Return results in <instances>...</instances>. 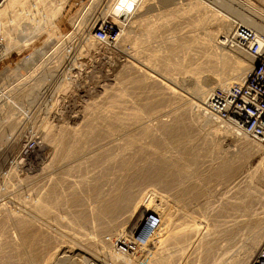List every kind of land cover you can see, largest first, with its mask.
<instances>
[{
    "label": "rangeland",
    "instance_id": "obj_1",
    "mask_svg": "<svg viewBox=\"0 0 264 264\" xmlns=\"http://www.w3.org/2000/svg\"><path fill=\"white\" fill-rule=\"evenodd\" d=\"M92 1L22 0L21 7L12 8L8 16L6 13L0 18V105L3 104L0 138L7 128V142L0 148V162L4 163L5 158V165L0 169V209L6 216V231L16 240L21 242L17 225L25 220L40 226L47 234L41 245L45 246L43 250L47 246L54 253L58 250L52 262L29 260L25 264H156L183 250L184 256L176 257L174 264H264V164L253 171L260 160L257 147L253 146L257 142L252 140L253 144L246 146L249 155L238 157L240 141L232 139L233 134L214 132L218 124L198 111L200 102L194 99L195 87L199 85V73L196 75L195 71L215 55L211 48H204L201 39L207 37L209 29L219 30L221 34L224 31L218 25L223 16L216 13V8L230 17L245 10L238 0H149L136 14L135 26L129 24V39L118 43V51L107 52L101 47L105 43L94 36V31L113 0ZM244 1L257 8L262 13L259 17L264 19V0ZM4 2L0 0V8ZM22 7L28 10L25 12ZM257 22L263 23L261 19ZM9 32L11 35L7 38ZM137 37L143 40L139 46L133 44ZM94 39L100 44L97 55L90 51ZM224 48L231 57L227 56V61L215 57L219 60L212 61L217 62L216 72L206 78L210 85L229 75L233 58L248 61L241 51ZM152 53L163 56L166 62L171 59L179 66L167 71L163 62L152 58ZM110 55L112 62H109ZM203 59H207L205 63ZM24 60L27 63L22 65ZM203 72L201 75L206 77L210 71ZM70 74L76 79L72 80ZM65 81L69 82L68 92L61 89ZM11 125L17 127L15 132L9 130ZM113 127L116 132L105 133ZM47 129L54 135L66 129L70 143L67 141L66 147L55 148L46 137ZM38 141L43 145L42 151L38 149ZM76 144L78 153L71 155L70 149ZM22 145L32 148L33 152L19 157ZM123 149L129 150L123 152L129 162L125 158V165L120 161L101 172L106 167L104 160ZM132 160L136 167L161 164L160 170L153 168L158 181L149 184L153 189L120 194L114 191L115 184L127 180L126 168ZM223 160L233 165L230 175L216 171ZM178 170L184 172L179 174ZM99 172L105 179L103 192L88 189L82 183L86 176ZM31 193L35 196L29 200ZM59 197L63 198V205L60 203L57 208L60 206L62 212L53 207V203H59ZM111 200L120 205L119 215L108 222L98 220V210L104 207L105 201L111 203ZM56 211L69 213L66 217L70 220L61 214L65 218L59 221L60 212ZM73 216H83L81 223L85 226L80 220H73ZM136 234L142 240L147 237L146 241L131 251V259L122 262L120 259L125 253L115 245L122 238L128 240ZM33 248L40 256L43 254L35 245ZM23 250L26 258L29 248L23 247Z\"/></svg>",
    "mask_w": 264,
    "mask_h": 264
},
{
    "label": "bare ground",
    "instance_id": "obj_2",
    "mask_svg": "<svg viewBox=\"0 0 264 264\" xmlns=\"http://www.w3.org/2000/svg\"><path fill=\"white\" fill-rule=\"evenodd\" d=\"M32 1V0H31ZM94 1V0H93ZM92 1V2H93ZM149 0H113V2H112V4L109 6V8H108V11L104 14V16L102 17V19L99 21V23L97 24V26L98 25H102V23H104V22H109V24L110 25H113L114 27L116 26L117 27V29H118V33H117V35H116V38L115 39H113V40H111V41H101V40H99L100 42H102V43H105V45L104 44H102L101 45V47L104 49V51H109V50H112V51H118V49H117V46H118V43L121 41H126L127 39H129V34H128V31H127V29H128V27H129V24H131L132 26H135V24H136V22L137 21H134V19H135V17H136V14L138 13V11L148 2ZM231 1V0H230ZM239 1V3H240V5L242 6V8H243V10H245V11H242L243 13H240L239 15H237V16H232L231 15V17L229 16V15H226V14H222L220 11L221 10H218L217 8H216V13H218L219 14V16L221 15V16H223L222 18H221V20L220 21H218L219 22V24H218V22H217V24L218 25H221L220 27H221V31L222 30H224V31H222V35H221V32L218 30V31H216L215 29H209V30H207L208 32H207V37L206 38H203V39H201L202 40V44L204 45V48H211V50H213L214 52V57L211 55L212 54V52H211V50L209 51V52H211V58H210V60L212 59V58H214L213 60H216L217 61V59H215V57L216 58H223V60L224 61H227V59H228V57L230 56L227 52L229 51H227V52H225V51H223L225 48L224 47H228V49H231V50H233V51H241L242 53H244L245 55H246V59L248 60V61H246V60H243V59H240V58H233L234 60L231 62L232 63V66H231V70H230V73L228 72V76L227 77H223V80L221 79H217L215 82L213 81L212 83V85H210L211 83H210V81H207V77L209 78V77H212L211 75L214 73V71H215V68H216V64H217V62L219 61H217V62H215V63H212V61H206L207 63H206V65H203V66H200L199 65V67H200V69L198 70L197 69V71H195V74H196V72H198L199 73V76L197 77V80H198V82H197V85H198V87L196 86L195 87V95H194V99H198V101L200 102V103H198V108H199V110L198 111H201L202 113H204V116L209 120V121H214L215 123H217L218 125H217V127L216 128H214V132H216L217 134H219L221 131H223L224 133H229V134H233L234 135V138H232V139H235L236 141H240V153H239V155H237L238 157L239 156H241V157H243V156H246V155H249V153H248V148L246 147L248 144H253V142H251L252 140L253 141H256L257 143H255L253 146L255 147V145H256V152L258 153V154H260L259 156V158H260V160H258L256 163V166H254V169H253V171L254 172H256V171H258L259 170V168H261V166L264 164V144L263 143H261L260 142V140L259 139H257V138H254V137H252V136H250V135H248V134H246L245 132H243L242 130H240L239 129V127H237V126H235L233 123H230V122H220V121H218L215 117H213L206 109H205V105H204V100H205V98H206V96L208 95V93H209V91H210V88L211 87H213L214 85H229V84H233V83H235V82H237L238 80H240L241 78H243L250 70H251V68L253 67V65H254V59H253V57L252 56H250L249 54H247L246 52H244V50H242V49H240L237 45L238 44H240V41L239 42H237L236 44L234 43L235 42V40L233 39V38H231V36L232 35H236V32H238L237 30V27H241V26H246V27H248V28H250V27H252V28H256L257 29V31L256 30H254L259 36H261L262 37V39H260V41L261 42H263L264 43V19H262L261 17H259V15H261L262 13L257 9V8H255L254 6H252L251 4H249V3H247V2H245L244 0H238ZM25 2V1H24ZM37 2V1H36ZM35 2V3H36ZM197 2V1H196ZM149 3V2H148ZM235 4V3H234ZM201 5V4H200ZM239 5V7L241 8V6ZM16 6H22V0H5V2L2 4V6H1V8H0V18H3V17H5V14L7 13V16L9 15V12L11 13V11H12V8H14V7H16ZM23 6H24V3H23ZM26 6V5H25ZM38 6V5H37ZM202 6V5H201ZM179 7V6H178ZM17 8H19V7H17ZM17 8H15V9H17ZM176 8V7H175ZM180 8V7H179ZM190 8V7H189ZM202 8V7H201ZM15 9H13V10H15ZM25 9H27V8H24V7H22V9L21 10H24L25 11ZM174 9V8H173ZM178 9V8H177ZM197 9V8H196ZM11 10V11H10ZM28 10V9H27ZM31 10V9H30ZM170 10H172V9H170ZM176 10V9H175ZM182 10V9H181ZM174 10H172V12H173ZM185 11V10H184ZM201 11V10H200ZM26 12V11H25ZM29 12V11H28ZM181 12V11H180ZM188 12V11H187ZM195 12V11H194ZM165 13H167L166 11H165ZM178 13H179V11H178ZM215 13V14H216ZM239 13V12H238ZM21 14V13H20ZM188 14V13H187ZM229 14V13H228ZM264 14V13H263ZM27 15V14H26ZM29 15V14H28ZM168 15V14H167ZM170 15V14H169ZM168 15V16H169ZM178 15V14H177ZM163 16V15H162ZM172 16V15H171ZM180 16H182L181 14H180ZM205 16V15H204ZM30 17V16H29ZM170 17V16H169ZM174 17V16H173ZM201 17V16H200ZM27 18V17H26ZM171 18V17H170ZM176 18V17H175ZM197 18V17H196ZM163 19V18H162ZM192 19V18H191ZM257 19H261L262 20V22L263 23H258L257 22ZM8 20V19H7ZM34 20V19H33ZM146 20V19H145ZM198 20H199V18H198ZM219 20V19H218ZM139 21V20H138ZM195 21V20H194ZM140 22H141V20H140ZM198 22V21H197ZM201 22V21H200ZM199 22V23H200ZM5 23V22H4ZM162 23V22H161ZM138 24H139V22L137 23V26H138ZM171 24V23H170ZM177 24V23H176ZM192 24V23H191ZM215 24V23H214ZM45 25V24H44ZM142 25V24H141ZM140 25V26H141ZM165 25V24H164ZM150 26V25H149ZM163 26V25H162ZM200 26V25H199ZM198 26V27H199ZM143 27V26H142ZM195 27H197V26H195ZM219 27V26H218ZM234 27V28H233ZM96 28V27H95ZM154 28V27H153ZM165 28V27H164ZM192 28V27H191ZM217 28V27H216ZM233 28V29H232ZM252 28H250V29H252ZM148 29H150V28H148ZM147 30V29H146ZM152 30V29H151ZM168 30H169V28H168ZM232 30V31H231ZM253 30V29H252ZM258 30L260 31V32H258ZM10 31V30H9ZM141 31V30H140ZM183 31V30H182ZM231 31V32H230ZM191 32V31H190ZM227 32H229V33H227ZM11 32H9V33H7V38H9L8 36L9 35H11L10 34ZM152 34V33H151ZM155 34V33H154ZM191 34H193V33H191ZM131 35V34H130ZM150 35V34H149ZM178 35V34H177ZM137 36V35H136ZM161 36V35H160ZM193 36V35H192ZM216 36V37H215ZM194 37V36H193ZM197 37V36H196ZM203 37V36H202ZM25 40L28 38H26V36L25 37H23ZM186 38V37H185ZM184 38V39H185ZM200 38V37H199ZM189 39H190V37H189ZM194 39V38H193ZM229 39H231L230 40V42H229ZM28 40V39H27ZM54 40V39H53ZM146 40V39H145ZM192 40V39H191ZM218 40L220 41V42H218ZM9 41V40H8ZM7 41V42H8ZM13 41V40H12ZM133 41H134V43L133 44H136V45H138L139 46V44H141V42L143 43V40L142 39H139L138 37L137 38H134L133 39ZM156 41V40H155ZM186 41V40H185ZM1 42V41H0ZM51 42V41H50ZM172 42H173V40H172ZM192 42V41H191ZM2 43V42H1ZM9 43H11V42H9ZM13 43V42H12ZM181 44V43H180ZM99 42H97V40L96 39H94L92 42H91V44H90V47H91V50L90 51H92V53L94 54V55H97L98 54V51H97V49L99 48ZM157 45V44H156ZM186 45V44H185ZM198 45V44H197ZM221 45H223L224 47H222ZM0 46H1V44H0ZM143 46H144V44H143ZM178 46V45H177ZM7 47L9 48V46L7 45ZM65 47V46H64ZM67 47V46H66ZM89 47V48H90ZM121 48V47H120ZM1 49V48H0ZM186 49V48H185ZM157 50V49H156ZM175 50V49H174ZM181 50V49H180ZM159 51V50H158ZM110 52V51H109ZM160 52V51H159ZM8 53V52H7ZM175 53V52H174ZM173 53V54H174ZM208 53V52H207ZM236 53V52H235ZM112 54V53H111ZM183 54V53H182ZM108 55V54H107ZM112 55H114V54H112ZM151 55H153V53L151 54ZM166 55H168V54H166ZM187 55V54H186ZM204 55V54H203ZM92 56V55H91ZM162 56V55H161ZM170 56V54L168 55V57ZM228 56V57H227ZM85 57V56H84ZM94 57V56H93ZM163 57V56H162ZM162 57H160L159 55H157L156 53L152 56V58H154L155 60H159L158 62H163V65H164V67H166V69H167V71H169V68H173L174 66L175 67H177V66H179V64L178 63H176V62H173L171 59L169 60L168 59V62H166V61H163L164 60V58H162ZM182 57V56H181ZM231 57V56H230ZM87 58H88V55H87ZM171 58V57H170ZM209 58H207V59H209ZM112 56L110 55L109 56V62H112ZM207 59H205V60H207ZM204 60V59H203ZM205 60H204V62L203 63H205ZM193 61V60H192ZM88 62L90 63L91 62V59L89 60V58H88ZM119 62V61H118ZM173 62V63H172ZM200 62V61H199ZM24 63H27V61L26 60H24V61H22V65H24ZM52 63V62H51ZM61 63V62H60ZM133 63V62H132ZM191 63V62H190ZM202 63V64H203ZM225 63V62H224ZM230 63V64H231ZM200 64H201V62H200ZM201 64V65H202ZM138 65V64H137ZM133 66H135V65H133ZM139 66V65H138ZM185 66V65H184ZM220 66V65H219ZM140 67V66H139ZM186 67H187V65H186ZM197 67V66H196ZM228 67V66H227ZM179 68V67H178ZM190 69V68H189ZM133 70V69H132ZM142 70V69H141ZM203 70H208V71H210V72H208L207 73V75H206V77L205 76H203V75H201V72H203ZM124 71V70H123ZM127 71H129V69L127 70ZM187 71V70H186ZM189 71V70H188ZM141 72V71H140ZM148 72V71H147ZM216 72V71H215ZM219 72V71H218ZM225 72V71H224ZM69 73H71V72H69ZM142 73V72H141ZM149 73V72H148ZM227 73V72H226ZM203 74H205L204 72H203ZM223 74V73H222ZM71 75V74H70ZM133 75V74H132ZM136 75V74H135ZM197 75V74H196ZM220 75V74H219ZM226 75V74H225ZM72 76V75H71ZM69 77V76H68ZM78 77V76H77ZM141 77V76H140ZM218 78H220V77H218ZM70 79V78H69ZM73 79H76L75 78V76H72V80ZM147 79V78H146ZM149 79V78H148ZM135 80V79H134ZM161 80V79H160ZM209 80V79H208ZM211 80V79H210ZM140 81V80H139ZM156 81V80H155ZM137 82V81H136ZM68 83L69 82H67L66 83V81H65V86L63 87V88H61V89H63L64 91H69L70 90V88H69V85H68ZM166 83H167V81H166ZM149 84V83H148ZM159 84V83H158ZM71 86V85H70ZM158 88H159V86H158ZM157 88V89H158ZM171 89H172V87H171ZM165 91V90H164ZM174 92V91H173ZM161 93H163V92H161ZM4 95H6V94H4ZM4 97V96H3ZM187 97V96H186ZM5 98H7L6 96H5ZM7 100V99H6ZM1 102H2V98L0 97V104H1ZM57 102V101H56ZM61 104V103H60ZM193 104H197L196 102L195 103H193ZM3 105V104H2ZM2 105H0V109H1V106ZM58 105V104H57ZM204 105V106H203ZM148 106V105H147ZM146 106V107H147ZM149 108V107H148ZM151 108V107H150ZM6 110V109H5ZM0 111H2V109L0 110ZM186 111V110H185ZM12 112V111H11ZM1 113V112H0ZM103 115V114H102ZM110 115V114H109ZM139 115V114H138ZM18 117V116H17ZM134 117H136L135 115H134ZM139 117V116H138ZM185 117V116H184ZM204 117V118H205ZM61 118V117H60ZM115 118H117V117H115ZM130 118V117H129ZM183 118V117H182ZM87 119V118H86ZM90 119V118H89ZM93 119V118H92ZM126 119V118H125ZM12 120V119H11ZM66 120V119H65ZM162 120V119H161ZM77 121V120H76ZM106 121H109V120H106ZM49 122V121H48ZM124 122V121H123ZM203 122V121H202ZM56 123V122H55ZM90 123V122H89ZM107 123V122H106ZM113 123V122H112ZM214 123V124H215ZM95 124V123H94ZM116 124V123H115ZM169 124V123H168ZM47 125V124H46ZM62 126V125H61ZM16 126H13V125H11L10 127H9V130H12V131H14L15 132V130H16ZM170 128V127H169ZM184 128V127H183ZM223 128V129H222ZM59 129V128H58ZM70 129V128H69ZM72 129V128H71ZM186 129V128H185ZM81 130V129H80ZM84 130V129H83ZM101 130V129H100ZM99 130V131H100ZM122 130V129H121ZM79 131V130H78ZM94 131V130H93ZM3 132H4V136L2 137V138H0V148H1V146H2V148H3V145H2V143H4L5 141L7 142V128L6 129H4L3 130ZM92 132V131H91ZM114 132H116V130H115V128L113 127V128H108L107 130H105V133L106 134H112V133H114ZM144 132H147L148 133V131L146 130V131H144ZM75 133V132H74ZM82 133V132H81ZM85 133V132H84ZM183 133V132H182ZM2 134V132H0V135ZM58 134V133H57ZM69 134H70V132H69ZM92 134V133H91ZM95 134H96V132H95ZM101 134V133H100ZM118 134V133H117ZM228 134V135H229ZM98 135V134H97ZM243 135H246V136H243ZM71 136V135H70ZM75 136V135H74ZM73 136V137H74ZM161 136V135H160ZM16 137V136H15ZM20 137V136H19ZM46 137H47V139L50 141L49 143H51V144H54V146H55V148H57V146H60V147H63V146H65L66 147V142L68 141V138H70V137H68L67 136V134H66V129H63L62 130V133L61 134H58V135H54V134H52L51 133V130L50 129H47V131H46ZM79 137V136H78ZM110 137V136H109ZM159 137V136H158ZM162 137V136H161ZM247 137H249V138H247ZM105 138V137H104ZM150 138V137H149ZM151 139V138H150ZM69 140H72V139H69ZM74 140H75V138H74ZM94 140V139H93ZM161 140V139H160ZM73 141V140H72ZM78 141L79 140H77V143H78ZM158 141V140H157ZM173 141V140H172ZM69 142V141H68ZM85 142V141H84ZM102 142V141H101ZM155 142V141H154ZM21 143V142H20ZM19 143V144H20ZM70 143V142H69ZM157 143V142H156ZM38 149L39 150H41V148H43V145H42V143L40 142V141H38ZM48 144V143H47ZM51 144H50V146H51ZM83 144V143H82ZM148 144V143H147ZM163 144V143H162ZM71 145H73L72 143L70 144V146ZM116 145V144H115ZM135 145V144H134ZM216 145V144H215ZM53 146V145H52ZM75 146V145H74ZM77 146H78V144H76V147L75 148H72V149H70V152H71V155L74 153V152H77L78 150L76 149L77 148ZM83 146V145H82ZM128 146V145H127ZM142 146V145H141ZM252 146V147H253ZM32 147V146H31ZM37 147V146H36ZM60 147L58 148V149H60ZM72 147V146H71ZM80 148H81V146H79ZM129 147V146H128ZM138 147V146H137ZM253 147V148H254ZM1 148V149H2ZM4 148H5V146H4ZM67 148H68V146H67ZM79 148V149H80ZM91 148V147H90ZM124 148H126V147H124ZM21 150L19 151V157L21 156H28V155H30L31 154V152H33V149L32 148H29L27 145H25V146H21V148H20ZM89 149V148H88ZM147 149V148H146ZM250 149V148H249ZM80 150H82V148L80 149ZM111 150H112V148H111ZM114 150V149H113ZM137 150V149H136ZM149 150V149H148ZM2 151V150H1ZM42 151V150H41ZM61 151V150H60ZM66 151V150H65ZM88 151V150H87ZM115 151V150H114ZM125 151H129V150H124L123 149V151L120 153H118L117 155H112V156H110V157H108L106 160H104L106 163V167H104L103 168V171H101V172H105V169H107V168H109L110 166H113V165H117V163L119 162L120 163V161H123L125 158H127V160H125V162L126 161H128V157H126L125 155H124V153L123 152H125ZM4 152H6V151H4ZM3 152V153H4ZM107 152V151H106ZM106 152H104L103 151V153H106ZM152 152V151H151ZM67 153V152H66ZM78 153V152H77ZM126 153H128V152H126ZM1 154V153H0ZM7 154V153H6ZM58 154V153H57ZM81 154V153H80ZM102 154V153H101ZM149 154V153H148ZM67 155V154H66ZM74 155H75V153H74ZM73 155V156H74ZM82 155V154H81ZM153 155V154H152ZM159 155H161V154H159ZM89 156V155H88ZM149 156V155H148ZM236 156V157H237ZM6 157V156H5ZM85 157V156H84ZM250 157H251V155H250ZM253 157V156H252ZM75 158H78L77 156L75 157ZM255 157H253V159H254ZM57 159H58V157H57ZM94 159V158H93ZM24 160V159H23ZM55 161H56V159H54ZM87 160H88V158H87ZM129 160H131V159H129ZM3 161V160H2ZM21 161H22V159H21ZM97 161V160H96ZM139 161V160H138ZM147 161V160H146ZM4 163H2V162H0V169L1 168H3L2 166L3 165H5V158H4V161H3ZM129 162V161H128ZM165 160L163 161V163H164V165H165ZM170 162V161H169ZM176 163H177V161H175ZM67 163V162H66ZM91 163V162H90ZM89 163V164H90ZM96 163V162H95ZM133 163H135V161H133L132 160V163L130 164H128V166H127V171H126V174L125 173H122V174H125L126 175V181H124L123 182V180H121L122 182V184L120 183V185H119V182H117L118 184H115V185H117V186H113L115 189H114V191L115 190H117V191H119V193L121 194V192H126V191H131V192H133L132 190H136V191H139L140 189H146V191H147V189H149V188H152L153 189V187H150V183L152 182V181H158L157 180V178H158V174H155V172H156V170L154 171V167H157V168H159L158 170H160V167H161V164H157V162L155 163V165L156 166H154V165H150V163H149V165H148V163H147V166H143V167H139L138 166V164H137V166L138 167H136V165L135 164H133ZM20 164V163H19ZM86 164V163H85ZM88 164V165H89ZM126 163H124V161H123V164H122V162H121V165H125ZM152 164V163H151ZM169 164V163H168ZM167 164V165H168ZM172 164V163H171ZM67 165V164H66ZM119 165V164H118ZM167 165L165 166V167H167ZM90 166V165H89ZM91 166H92V163H91ZM105 166V165H104ZM170 166V165H169ZM71 167V166H70ZM69 167V168H70ZM80 167H81V165H80ZM93 167H95V166H93ZM103 167V166H102ZM164 167V168H165ZM92 168V167H91ZM101 168V167H100ZM112 168V167H111ZM121 168V167H120ZM6 169V168H5ZM73 169H75V168H73ZM81 169V168H80ZM126 169H124V171L126 170ZM166 169H168V168H166ZM184 168H182V170H183ZM4 170V169H3ZM52 170V169H51ZM68 170H71V169H68ZM115 170V169H114ZM122 170V169H121ZM157 170V172H159ZM74 171V170H73ZM94 171V170H93ZM164 171V170H163ZM187 171V170H186ZM216 171H217V173L218 174H225V175H230V173L233 171V165L231 166V164L229 163V160H223V161H221L219 164H218V166L216 167ZM67 172V171H66ZM83 172V171H82ZM108 172V171H107ZM178 172H179V170H178ZM184 172V171H183ZM182 171H180L179 172V174H182L183 173ZM100 173V172H99ZM98 173V175H97V173L93 176H90V177H88V176H86L87 178H90L89 180L86 178V179H83V181H82V183L88 188V187H90V188H93V189H97V190H100V191H102V187H103V185H102V183L104 182V178H103V173H100L99 174ZM162 173V172H161ZM160 173V174H161ZM164 173V172H163ZM66 174V173H65ZM70 174V173H69ZM91 174H93V173H91ZM108 174V173H107ZM187 174V173H186ZM61 175V174H60ZM71 175V174H70ZM83 175V174H82ZM110 175H111V173H110ZM121 175V174H120ZM53 176V175H52ZM62 176V175H61ZM73 176V175H72ZM36 177V176H35ZM54 177V176H53ZM56 177H58L57 175H56ZM92 177V178H91ZM161 177V176H160ZM159 177V178H160ZM107 178V177H106ZM112 178V177H111ZM120 178V177H119ZM163 178V177H162ZM64 179V178H63ZM62 179V180H63ZM66 179V178H65ZM104 179V180H103ZM110 179V178H109ZM165 179V178H164ZM56 179H54V181H55ZM68 180V179H67ZM108 180V179H107ZM160 180V179H159ZM48 181V180H47ZM73 181V180H72ZM115 181H117V180H115ZM178 181V180H177ZM51 182V181H50ZM79 183H80V181H78ZM165 182V181H164ZM74 183V182H73ZM82 183H81V185H82ZM108 183H110V182H108ZM112 183V182H111ZM158 183V182H157ZM160 183V182H159ZM63 184V183H62ZM155 183H153V185H154ZM53 185V184H52ZM64 185V184H63ZM81 185H80V187H81ZM106 185V184H105ZM171 185V184H170ZM43 186H45V185H43ZM108 186V185H107ZM165 186V185H164ZM163 186V187H164ZM46 187V186H45ZM57 187V186H56ZM174 187V186H173ZM14 188V187H13ZM58 188V187H57ZM76 187H74V189H75ZM69 189V188H68ZM71 189V188H70ZM74 189H72V191H74ZM77 189H79V188H77ZM81 189V188H80ZM89 189V188H88ZM106 190H107V188H105ZM110 189V188H109ZM112 189V188H111ZM151 189V190H152ZM34 190V189H33ZM64 190V189H63ZM113 190V189H112ZM144 190H142V191H144ZM163 190V189H162ZM79 191V190H78ZM78 191H74V192H78ZM108 191V190H107ZM113 191V192H114ZM71 192V191H70ZM87 192V191H86ZM96 192V191H95ZM103 192V191H102ZM49 193V192H48ZM106 193V192H105ZM104 193V194H105ZM110 193V192H109ZM136 193V192H135ZM166 193V192H165ZM61 194V193H60ZM89 194H90V192H89ZM103 194V195H104ZM125 194H127V193H125ZM131 194V193H130ZM142 194V193H141ZM70 195V194H69ZM122 195H123V193H122ZM129 195V194H128ZM132 195H135L134 193H132ZM34 194H32L31 193V195H28V199L29 200H31L32 198L34 199ZM59 196V195H58ZM87 196V195H86ZM89 196V195H88ZM102 196V195H101ZM116 196V195H115ZM63 197V196H62ZM91 197H92V195H91ZM107 197V196H106ZM105 197V198H106ZM109 197V196H108ZM113 197V196H112ZM130 197V196H129ZM127 198L128 199V201H129V199H131V197L130 198ZM136 197V196H135ZM178 197V196H177ZM38 198V197H37ZM60 198V197H59ZM58 198V199H59ZM86 198V197H85ZM119 198V197H118ZM139 198V197H138ZM156 198V197H155ZM40 199V198H39ZM44 199V198H43ZM57 199V198H56ZM63 199V198H62ZM62 199L60 198L59 200V203H53V207H54V210H60L61 211V209H60V206L57 208V206L58 205H60V203L62 204ZM65 200V199H64ZM63 200V201H64ZM75 200V199H74ZM92 200V199H91ZM116 201H117V199H115ZM28 201V200H27ZM43 201V200H42ZM41 201V202H42ZM57 201V200H56ZM112 201V200H111ZM114 202V201H112L111 203H106L107 201H105V204H104V207L103 208H101L100 210H98V216H97V218H99L98 220H101L102 222H104L103 220H105V221H107L108 222V220H110L111 218H113L115 215H117L118 213V211H119V206L120 205H117V202ZM126 201V200H125ZM32 202H33V200H32ZM39 202V201H38ZM76 202H79V200L77 201L76 200ZM90 202V201H89ZM127 202V201H126ZM35 203V202H34ZM88 203V202H87ZM102 203V202H101ZM100 203V204H101ZM129 203H131V202H129ZM42 204V203H41ZM40 204V205H41ZM111 204V205H110ZM119 204V203H118ZM144 204V203H143ZM35 205V204H34ZM63 205V204H62ZM66 205H68V204H66ZM76 205H78V204H76ZM122 205V204H121ZM126 205H127V203H126ZM1 206V205H0ZM32 206V205H31ZM106 206V207H105ZM141 206H142V204H141ZM33 207V206H32ZM35 207V206H34ZM40 207V206H39ZM74 207V206H73ZM80 207V206H79ZM129 207V206H128ZM4 208V207H3ZM42 208V207H41ZM62 208V207H61ZM64 208V207H63ZM122 208V207H121ZM131 208V207H130ZM37 209H39V208H37ZM45 209V208H44ZM52 209V208H51ZM50 209V210H51ZM65 209V208H64ZM89 209V208H88ZM99 209V208H98ZM139 209V208H138ZM151 209V208H150ZM33 211H34V209H32ZM75 210V209H74ZM94 210V209H93ZM123 210H125V209H123ZM144 210V209H143ZM32 211V212H33ZM37 211V210H36ZM47 211V210H46ZM60 211H56V212H60ZM62 211H63V209H62ZM61 211V212H62ZM77 211V210H76ZM96 211H97V209H96ZM122 211V210H121ZM3 212L4 211H2L1 209H0V264H25L26 263V261H29V260H31V261H33V262H40V261H44V263H49L50 261L52 262V260H54V258L56 257V255L55 254H57V252H58V250L54 253V251L52 252V250L53 249H51V248H49L50 246H47L46 248H47V250L45 249V250H43V247H45L44 245L41 247V245L43 244V242L44 241H46L45 239H46V237H47V234L43 231V230H41V228H40V226L38 227V226H36V225H34V224H32V223H30V222H25V220H24V222H20L18 225H17V229H18V231H19V233H20V241L21 242H19L18 240H16L14 237H13V235H11V233H10V231L9 230H7L6 231V229H5V221H6V219H5V215L3 214ZM41 212H42V210H41ZM48 212V211H47ZM51 212V211H50ZM56 212H54V213H56ZM60 212V215H58V214H54V215H58V218L60 219V217H61V214H64L65 215V217H66V215H67V217L69 216L68 214H65V213H61ZM67 212V211H66ZM79 212V211H78ZM18 213V212H17ZM37 213V212H36ZM35 213V214H36ZM44 213V212H43ZM86 213V212H85ZM134 213V212H133ZM53 214V213H52ZM71 214H73V213H71ZM70 214V215H71ZM120 214H121V212H120ZM125 214H126V212H125ZM128 214V213H127ZM4 215V216H3ZM48 215V214H47ZM53 215V216H54ZM64 215L62 216L63 218H65L64 217ZM80 215V214H79ZM119 215V214H118ZM35 216V215H34ZM60 216V217H59ZM72 216V215H71ZM16 217V216H15ZM18 217H19V215H18ZM55 218H56V216H54ZM62 217H61V219H62ZM66 217V219H69V218H67ZM76 217V218H75ZM73 216L72 217V219L74 218L75 220H80L79 222L81 223V218H82V220L83 219H85L83 216L81 217V216ZM89 217V216H88ZM91 217V216H90ZM96 217V216H95ZM118 216H116V218H117ZM123 217V216H122ZM185 217V216H184ZM48 218V217H47ZM71 218V217H70ZM96 218V219H97ZM115 218V217H114ZM57 219V218H56ZM59 220V221H63V219L62 220ZM73 219V220H74ZM89 219V218H88ZM91 219H93V218H91ZM174 219V218H173ZM22 220V219H21ZM50 220V219H49ZM70 220V219H69ZM182 220V219H181ZM8 221V220H7ZM31 221V220H30ZM53 221V220H52ZM56 221H58V219L56 220ZM66 221V220H65ZM84 221V220H83ZM82 221V222H83ZM100 221V222H101ZM112 221V220H111ZM116 221V220H115ZM32 222V221H31ZM113 222V221H112ZM141 222V221H140ZM69 223V222H68ZM75 223V222H74ZM84 223V222H83ZM83 223H81L82 224V226H85V225H83ZM98 223V222H97ZM142 223V222H141ZM188 223V222H187ZM8 224V223H7ZM6 224V225H7ZM67 224V223H66ZM71 224V223H70ZM95 224V223H94ZM102 224V223H101ZM9 225V224H8ZM11 225V224H10ZM69 225V224H68ZM77 225V224H76ZM112 225V224H111ZM119 225V224H118ZM179 225V224H178ZM13 226H14V224H13ZM147 226H149V225H147ZM73 227V226H72ZM150 227H151V225H150ZM220 227V226H219ZM9 229V228H8ZM46 229V228H45ZM80 229V228H79ZM95 229V228H94ZM148 229V228H147ZM47 230V229H46ZM150 230V229H149ZM44 233H43V232ZM122 231V230H121ZM95 232V231H94ZM116 232V231H115ZM148 232V231H147ZM175 233V232H174ZM49 234V233H48ZM95 234V233H94ZM46 235V236H45ZM55 235V234H54ZM229 235V234H228ZM120 236V235H119ZM234 236H236V234L234 235ZM181 237V236H180ZM114 238V237H113ZM144 238V237H143ZM168 238V237H167ZM236 239V238H235ZM47 240H50V239H47ZM52 240V239H51ZM50 240V241H51ZM111 240V239H110ZM161 240V239H160ZM234 240V239H233ZM48 242V241H47ZM57 242V241H56ZM107 242V241H106ZM259 242H261L260 240H259ZM104 243V242H103ZM47 244V243H46ZM45 244V245H46ZM52 244V243H51ZM178 244V243H177ZM204 244V243H203ZM33 245H35L37 248H38V250H41V252L43 253L41 256L39 255V253H37L36 251H35V249L33 248ZM47 245H49V244H47ZM53 245V244H52ZM259 245V244H258ZM57 246V245H56ZM56 246H55V248H56ZM116 246V245H115ZM181 246V245H180ZM23 247L25 248V247H28L29 248V253H28V256L26 255V258H25V255H24V250H23ZM190 247V246H189ZM186 248V247H185ZM184 249V248H183ZM229 250V249H228ZM44 251V252H43ZM124 251V250H123ZM185 252L186 251H180L177 255H174V256H171V257H167V258H165V259H162V260H158L157 262H155L156 264H172L173 263V260L176 258V257H181V256H184V254H185ZM120 253V252H119ZM125 253V254H124ZM124 255H122V259H120L122 262H127V260H129V258L131 259V255H132V253L130 254L129 252H127L126 253V251H124ZM226 253V252H225ZM190 254V253H189ZM125 255H127V256H125ZM55 256V257H54ZM125 256V257H124ZM38 257V258H37ZM39 257H41V258H39ZM115 257V256H114ZM117 258V257H116ZM186 258V257H185ZM56 259V258H55ZM118 259V258H117ZM176 259H178V258H176ZM181 259H182V257H181ZM116 260V259H115ZM180 260V259H179ZM117 262H118V260H116ZM32 262V263H33ZM41 262V263H42ZM120 262V261H119ZM180 262V261H179ZM43 263V264H44ZM176 263V262H175ZM174 264V263H173Z\"/></svg>",
    "mask_w": 264,
    "mask_h": 264
},
{
    "label": "built area",
    "instance_id": "obj_3",
    "mask_svg": "<svg viewBox=\"0 0 264 264\" xmlns=\"http://www.w3.org/2000/svg\"><path fill=\"white\" fill-rule=\"evenodd\" d=\"M237 29L236 35L231 38L235 40V44L240 41L237 46L253 57L254 65L237 82L211 87L204 105L218 121L233 123L264 144V43L254 30L246 26ZM117 33L116 26L104 22L96 27L94 36L101 41H111L116 38ZM146 238L142 240L137 234L128 240L122 238L116 247L131 252L145 242Z\"/></svg>",
    "mask_w": 264,
    "mask_h": 264
}]
</instances>
